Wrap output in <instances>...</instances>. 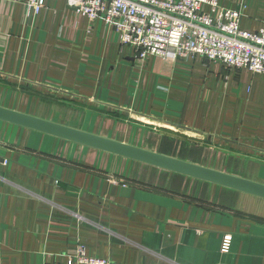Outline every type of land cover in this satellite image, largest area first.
Segmentation results:
<instances>
[{
    "label": "crops",
    "instance_id": "1",
    "mask_svg": "<svg viewBox=\"0 0 264 264\" xmlns=\"http://www.w3.org/2000/svg\"><path fill=\"white\" fill-rule=\"evenodd\" d=\"M217 1L264 27V0ZM23 3L0 0V106L264 184V72L139 61L66 0L31 20ZM51 138L0 122V264H66L78 246L110 264H264L263 199Z\"/></svg>",
    "mask_w": 264,
    "mask_h": 264
},
{
    "label": "built area",
    "instance_id": "2",
    "mask_svg": "<svg viewBox=\"0 0 264 264\" xmlns=\"http://www.w3.org/2000/svg\"><path fill=\"white\" fill-rule=\"evenodd\" d=\"M49 0H24V18L31 20ZM75 15L94 23L99 18L119 34L139 61L157 57L168 61L205 58L226 69L264 72V27L248 32L240 27L241 9L228 10L217 0H66ZM231 236L225 235L221 253ZM66 264H110L88 256L78 246Z\"/></svg>",
    "mask_w": 264,
    "mask_h": 264
},
{
    "label": "water",
    "instance_id": "3",
    "mask_svg": "<svg viewBox=\"0 0 264 264\" xmlns=\"http://www.w3.org/2000/svg\"><path fill=\"white\" fill-rule=\"evenodd\" d=\"M0 122L264 200V184L0 106ZM172 233H165L170 244Z\"/></svg>",
    "mask_w": 264,
    "mask_h": 264
},
{
    "label": "rangeland",
    "instance_id": "4",
    "mask_svg": "<svg viewBox=\"0 0 264 264\" xmlns=\"http://www.w3.org/2000/svg\"><path fill=\"white\" fill-rule=\"evenodd\" d=\"M70 105H73L74 107H79L77 104H74V103H71ZM50 107H53V105L52 106H50ZM49 107V108H50ZM68 107H70L69 105H67L66 103L64 104V106L62 107V108H59L58 109V107L57 108H54L52 111L50 110V117H53V115L54 114H56L57 116H56V120H58V118H59V116L60 115H58L59 113H61V114H63V115H65V116H70V112L68 111ZM79 114V113H78ZM36 117V116H35ZM55 123H57L56 121H55ZM65 126H67V125H65ZM68 127H71V126H68ZM73 128V127H72ZM48 137V136H47ZM51 138V137H50ZM51 139H53V138H51ZM141 148V147H140ZM259 183V182H258Z\"/></svg>",
    "mask_w": 264,
    "mask_h": 264
},
{
    "label": "trees",
    "instance_id": "5",
    "mask_svg": "<svg viewBox=\"0 0 264 264\" xmlns=\"http://www.w3.org/2000/svg\"><path fill=\"white\" fill-rule=\"evenodd\" d=\"M179 176V175H178ZM181 176V175H180Z\"/></svg>",
    "mask_w": 264,
    "mask_h": 264
}]
</instances>
